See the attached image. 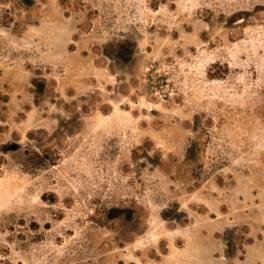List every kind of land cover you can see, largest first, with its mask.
Returning a JSON list of instances; mask_svg holds the SVG:
<instances>
[{
	"label": "rangeland",
	"instance_id": "rangeland-1",
	"mask_svg": "<svg viewBox=\"0 0 264 264\" xmlns=\"http://www.w3.org/2000/svg\"><path fill=\"white\" fill-rule=\"evenodd\" d=\"M0 264H264V0H0Z\"/></svg>",
	"mask_w": 264,
	"mask_h": 264
}]
</instances>
